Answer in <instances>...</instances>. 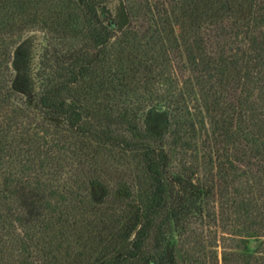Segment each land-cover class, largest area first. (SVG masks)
Listing matches in <instances>:
<instances>
[{"label":"rangeland","instance_id":"1","mask_svg":"<svg viewBox=\"0 0 264 264\" xmlns=\"http://www.w3.org/2000/svg\"><path fill=\"white\" fill-rule=\"evenodd\" d=\"M150 1L97 7L111 46L93 73L61 92L89 129L108 135L102 140L38 103L46 82L75 79L92 51L79 0H0L4 81L17 97L0 109V264H111L118 252H108V241L131 205L153 201L147 141L167 153L168 180L197 186L179 222L167 187L159 264H220L223 250L260 249L264 61L237 63L216 38L209 58L207 43L164 22ZM50 11L65 13V22L51 24ZM22 186L37 194L38 216L21 207Z\"/></svg>","mask_w":264,"mask_h":264},{"label":"trees","instance_id":"2","mask_svg":"<svg viewBox=\"0 0 264 264\" xmlns=\"http://www.w3.org/2000/svg\"><path fill=\"white\" fill-rule=\"evenodd\" d=\"M103 2L105 0H79L84 23L83 31L90 38L92 51L85 49V62L81 59L83 63L79 74H75V79L71 77L55 83L46 82L38 103L48 114L63 115L68 124L77 131L107 140L108 135L89 129L85 116L78 114L70 103L61 98L62 90H68L69 85L79 81L80 76L94 72L104 60L106 50L111 46L113 33L102 22L97 11V7ZM158 5L166 15L164 22L172 23L177 31L186 28L187 37L192 36L190 31L199 40L208 44V48L205 47L203 50L209 58L213 59L217 56L211 45L212 40L216 38L215 44L223 42L229 47L228 50L236 58L237 63L246 60L253 68L256 63L264 61V0H158ZM154 9L156 11V8ZM50 13L51 24H61L62 19L65 22V13L62 15L60 11L56 13L50 11ZM131 25L130 31H136L138 24L130 23ZM147 27H150L149 24ZM1 49L2 47H0V109L13 105L12 100L17 98L5 86L4 80L9 71V61L6 59L5 51L2 52ZM142 147L153 180V201L150 203L140 201L131 205L127 220L113 235L112 241H108L110 244L108 252H118V256L113 258L111 264H144L148 260V255L153 258L152 264H159L157 258L161 253L160 231L156 229V225L158 217L167 209V187L173 191L174 200L171 202L170 211L177 222L190 211V205L186 203L187 195L197 191V186L190 181L168 180L169 160L164 149L148 141L143 143ZM20 196V205L26 215L38 216L42 206L34 190L22 186L18 191L19 199ZM262 206L264 207V201ZM258 250L247 253L235 251L233 248L223 250L220 264H264V238ZM77 261L82 263L83 259L78 258Z\"/></svg>","mask_w":264,"mask_h":264}]
</instances>
